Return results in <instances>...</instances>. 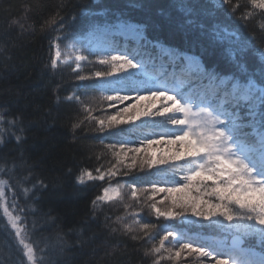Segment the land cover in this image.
<instances>
[{
    "label": "snow or ice",
    "instance_id": "snow-or-ice-1",
    "mask_svg": "<svg viewBox=\"0 0 264 264\" xmlns=\"http://www.w3.org/2000/svg\"><path fill=\"white\" fill-rule=\"evenodd\" d=\"M213 7L234 18L238 26L245 30L253 19L264 22V0H243V3L239 0H215ZM77 9L84 10L86 6L70 5L61 0L45 21L50 30L60 36L56 43L49 41L50 51L54 48L55 52L54 56L49 57L46 67H50L54 73L65 55L61 46L76 35L80 19ZM195 10L193 4L187 8V14L191 15ZM200 12L211 23H197L194 19H188L186 23L195 25L209 46L223 45L225 35L236 37L227 42L229 46L225 49V55L242 72L247 70L245 55L252 48L258 50L259 59L264 62V23L259 26V43L252 33H249L247 42L241 43L235 32H228L220 22L212 19V11L201 6ZM11 24L18 25L21 30L26 26L24 21L17 20H12ZM110 27L105 25L103 31L108 32ZM114 27L116 31L112 35H118L125 29L141 34L143 31V26L128 25L126 22ZM155 46L162 47L159 42ZM72 48L73 51L65 58L72 59L74 65L71 79L75 81V91L65 99L74 105L71 117L75 121L71 124L73 141L88 133L98 134L95 139L103 145L102 154L112 158L107 166L98 162L94 169L79 173L80 184L84 183L86 176L89 181H103L107 185L103 187V195H97L91 202V220L99 219L97 212L103 211L99 208L101 202L123 204L131 223L121 216H117L113 222L108 215L104 216L102 223L109 234L117 235L122 231L126 239L134 242L132 247L140 253V264H191L194 259L198 264H204L205 258L209 257L208 264H229L228 259L222 258L219 253L206 250L205 244H194L187 233H174L168 228L161 231L159 221L180 220L192 224L194 221L191 218H194L213 225L223 221L243 237L252 238L264 246V133L257 138L254 126L264 122V112H258L259 108L264 107V86L258 87L252 79L241 83L232 76L222 77L214 71L209 72L195 55H173L172 51H166L165 55L169 56L172 65L171 75L176 77L180 89L186 88L192 92L207 88L213 99H219V111L201 107L194 112L191 102L182 103L176 95H168L166 88L145 89L148 94H143L133 79L135 73L130 72L136 70L138 64L133 63L128 55H105L98 61L101 68L84 74L86 65L82 62L94 63L90 53L87 47L77 49L75 43ZM133 91L136 92L135 96ZM59 99L58 96V102ZM129 100L134 102L127 104ZM143 101L149 103L143 104ZM142 117L155 118L153 123L170 124L175 130L167 139L148 136L140 138L138 146H129L133 142L123 136L124 126H134ZM18 122L16 117L12 120L0 118L3 125L0 131L20 143L23 138L17 132ZM20 132H23L22 124ZM105 134L113 138L108 140ZM249 137L256 138L259 143L260 155L256 158H252L250 149L242 139ZM5 142L0 138V145ZM157 146H162V154L154 150ZM186 165L190 166L187 172L184 171ZM153 168L173 169L172 175L179 179L164 184L149 181V186L137 182L140 179L136 175L137 170L143 172ZM71 172L69 168L68 173ZM122 178L128 179L121 183ZM113 182L115 187H112ZM6 183L9 181L0 180V200L5 197L3 186ZM47 187L43 180L32 184L34 199L39 200L40 193ZM12 191V203L5 205V213L8 214L11 207L26 212L27 207L22 208L16 203L15 185H12ZM145 208L150 216H154V220L143 215ZM49 216L55 223L50 212ZM17 220L19 216H14L11 223L16 229L15 234L27 264H56L45 249H37L30 239L25 238L16 226ZM58 243L61 254L65 247L80 246L79 242L69 244L64 236L59 238ZM37 251L43 257L40 260L35 257ZM233 264L237 262L233 261ZM259 264H264V258Z\"/></svg>",
    "mask_w": 264,
    "mask_h": 264
},
{
    "label": "trees",
    "instance_id": "trees-1",
    "mask_svg": "<svg viewBox=\"0 0 264 264\" xmlns=\"http://www.w3.org/2000/svg\"><path fill=\"white\" fill-rule=\"evenodd\" d=\"M63 2L86 6L84 10L77 9L80 12V19L73 40L84 39L90 33L100 32L105 25L115 29L114 26L120 22L143 26L139 45L118 35L106 39L93 38L88 52L94 63L82 62L86 65L84 74L101 68L98 61L105 55L126 54L133 63L138 64V68L130 72L135 73L133 79L137 81L141 92L147 95L145 89L152 88L153 82L141 76L140 72L147 69V72L157 74L151 67H166L165 74L169 73L172 68L171 62L168 56L161 55V50L165 49L172 51L173 55L177 53L195 55L199 57L207 71H214L222 77L232 76L241 83L252 79L258 87L264 86V62L259 59L257 49L252 48L246 53L247 70L242 72L239 66L225 55V49L229 46L227 42L236 37L225 35L223 45L209 46L200 36L197 27L186 23L188 19H194L197 23H211V20L200 12L203 6L214 13L212 19L220 22L223 28L228 32H235L241 43L248 41L249 33H252L259 43V26L264 22L253 19L248 29H242L234 18L227 17L213 7L215 0H198V2L197 0H63ZM239 2L243 3V0ZM60 3L61 0H0V118L12 120L16 117L20 121L16 125L17 132L23 138L22 142L17 143L14 137H9L0 131V138L6 141L0 145V180L9 181L5 184L4 198L8 196L7 204L12 203V185H15L16 203L22 208L27 207L28 210L20 212L15 207L9 209H13L21 219V231L25 238L30 239L37 249H45L56 264H140V253L134 251L132 247L134 242L126 239V234L122 231L117 235L109 234L108 228L102 223L105 215L111 216L113 222L116 221L117 216H121L131 223V218L125 213L123 204L101 202L99 208L103 211L97 212L99 219L91 220V202L97 195H101L103 187L107 185L103 181L80 184L78 180L79 173L94 169L98 162H103L107 166L112 158L110 155L102 154L103 145L95 139L98 134L88 133L73 141L71 124L75 121L71 117L74 105L65 99L75 91L73 88L75 81L71 79L74 75L71 70L74 66L73 62L64 61L55 73L50 67H46L49 57L53 56L49 41L55 43L60 36L53 33L45 21ZM193 4L196 10L188 15L187 8ZM12 20L24 21L25 29L21 30L18 25H12ZM95 42L106 50L103 52L94 49ZM157 42L162 47H156ZM86 44L87 42H84L83 46ZM64 46L65 44L61 47ZM145 57L147 64L139 65ZM166 83L170 85V82L166 81ZM197 90L200 93L209 91L207 88ZM187 91L185 89L183 93ZM132 94L135 96L136 92L133 91ZM167 94L174 95L170 91H167ZM133 102L129 100L126 103ZM209 102L218 104L219 99L215 98ZM213 107L217 108V106ZM258 112H264V107L259 108ZM154 119L142 117L134 126H124L123 136L133 142L129 146H138L139 139L143 137L169 138L175 130L174 126L153 123ZM257 119H260L259 115ZM21 124L23 132H20ZM254 126L257 131L264 132V122L256 123ZM2 128L3 125L0 124V129ZM247 131L252 130L247 129ZM105 137L108 140L113 138L109 134H105ZM242 139L251 145L254 143L252 137ZM157 147H160V150L162 148V146ZM189 167L186 165L184 171L187 172ZM69 168L72 169L71 174L68 173ZM173 171L164 168L146 169L143 172L137 170L136 175L140 177L137 182L149 186V181H159L164 184L179 179L178 176L172 175ZM126 179L128 178H122L121 183ZM38 180H43L48 187L40 193V199L35 200L32 184ZM3 202L4 199L0 200V264H27V258L23 255L19 238L15 234L16 229H13L7 220ZM49 212L51 217L55 218V223L50 218ZM143 215L155 219L148 214L147 208L144 209ZM157 223L161 231L168 225L167 221ZM223 224L225 225L223 221L213 225L203 221L188 224L176 220L171 221L168 226L174 233H187L194 244L195 240H199L200 244L206 245V250L219 253L223 258L231 256V259L239 260L238 258L241 257L236 255V250L219 251L216 246L205 243L202 237H214L218 241H224L228 246L229 240L239 235L244 241L245 249L256 250L264 255V246L252 238L243 237L231 227H225L226 231H223L221 228ZM192 235L196 237H191ZM61 236H64L69 244L79 242L80 246L65 247L63 253H59L58 242ZM35 257L37 260L43 258L40 251L35 253ZM206 259L204 264L208 262ZM191 264H198V261L194 259Z\"/></svg>",
    "mask_w": 264,
    "mask_h": 264
},
{
    "label": "rangeland",
    "instance_id": "rangeland-1",
    "mask_svg": "<svg viewBox=\"0 0 264 264\" xmlns=\"http://www.w3.org/2000/svg\"><path fill=\"white\" fill-rule=\"evenodd\" d=\"M114 31H116V29H110L108 32H105L102 29L100 32L90 33L84 39H80L79 38V39H75V40H73L71 42L70 41H66L64 48L61 47V51L65 55L61 57L60 64L63 63L64 61H71L72 62V59H66L65 57L68 55V53H70V52L73 51L72 45L74 43H75V47L77 49H82L84 47H87V49H88V48H90L92 46V42L91 41H92L93 38H100V37H102V38L106 39L109 36H112V32H114ZM118 36H122L126 40H132V41H134L137 44L141 43V34L139 32H134V31H132L130 29L121 30L120 31V34H118ZM84 42H87V44L83 46V43ZM93 48L96 49V50L97 49H100L103 52L106 50L102 45H100V44H98L96 42L94 43V47ZM54 52H55V49L53 48V56H54ZM165 52H166L165 49L161 50V55H165ZM114 55H117V54L114 53ZM166 56H168V55H166ZM168 58H169V56H168ZM143 59H145V60L143 62L141 61V63H139V65L140 64H147V61H146L147 60V57H145ZM147 71H148L147 69H143V71L141 70L140 75L143 76V77H145L148 81H152L153 82L152 88H157V87H159V88H166L167 91L172 92L183 103H185V102H191V104L193 106V111L194 112L199 111V109L201 107H205L204 105L199 106V105L196 104V103L199 102V99L201 98V96L194 95V98L193 99H191V97H189V95L192 92H194V91L187 92L186 95H184L183 94V91H184L185 88L180 89L178 83L174 84V87H172V89H170L171 88V85H168L166 83V81L164 80L165 77L163 78L162 75H156L155 73H150V72H147ZM137 74H138V72H137ZM177 90H179V94H178V91ZM207 97H208V99L213 100V98H212L211 95L210 96H207ZM216 99H218V98H216ZM211 110H213V111H219V109H213V108ZM249 132H251V131H249ZM261 133H264V132H260V131H257L256 130V137L258 138V136ZM253 139H254V143L252 145L250 143L245 142L246 140H244V143H245V146L250 149L252 158H256V157H258L260 155V147H259V143H258L257 139L256 138H253ZM154 150L157 151V154H162V152L160 150V147H156ZM88 182H94V181H89L87 179V177L85 176L84 177V183L83 184L88 183ZM3 187H4L5 193H6V187H5V185ZM112 187H115V184H112ZM101 195H103V191H102ZM7 199H8V196H7V198H4L3 205H7V203H9V200H7ZM157 199H159V197ZM14 216H17L16 215V212L13 209H9L8 210V214H6V217H7L8 222L10 223V225H12L11 218L14 217ZM191 219H193L194 222L196 221V220H194V218H191ZM20 220L21 219L19 218V220L16 221V226L21 231ZM167 222H168V225H170V222L171 221H167ZM168 225H166L165 228L170 229V226H168ZM225 227H230V226L227 225V223L225 222V225L223 224V226H221V228L223 229V231H226V228ZM231 229H233V228H231ZM21 233H22V231H21ZM213 242L215 243V245L217 246V248H219V251H221V252H225L226 249H231V247H227V245L224 243V241H216V240L212 241V240H210V243H213ZM238 250H241V249H238ZM230 251L232 252L233 249H231ZM256 257H259V253L255 254V257H253V259H255ZM210 259L211 258L209 257L206 260L209 261ZM224 259H228L229 264H231V260H232L231 259V256L226 257ZM247 259L250 260L251 258H247ZM207 264H208V262H207Z\"/></svg>",
    "mask_w": 264,
    "mask_h": 264
},
{
    "label": "bare ground",
    "instance_id": "bare-ground-1",
    "mask_svg": "<svg viewBox=\"0 0 264 264\" xmlns=\"http://www.w3.org/2000/svg\"><path fill=\"white\" fill-rule=\"evenodd\" d=\"M236 236V235H235ZM239 236V235H238ZM191 237H196V235H192ZM234 237V236H233ZM208 240V241H207ZM210 240H212V241H214V240H216V241H218L217 239H215L214 237H206L205 238V243H210ZM201 242L199 241V240H195V244H200ZM210 244H212V245H214V246H216L215 245V243H210ZM217 247V246H216ZM207 248V247H206ZM217 249H219V248H217ZM236 255H238V257H241L240 258V260H241V262H243V264H246V251L242 248L240 251H236Z\"/></svg>",
    "mask_w": 264,
    "mask_h": 264
},
{
    "label": "water",
    "instance_id": "water-1",
    "mask_svg": "<svg viewBox=\"0 0 264 264\" xmlns=\"http://www.w3.org/2000/svg\"><path fill=\"white\" fill-rule=\"evenodd\" d=\"M229 244L232 248L238 249L244 246V241L240 238V236L236 235L230 239Z\"/></svg>",
    "mask_w": 264,
    "mask_h": 264
}]
</instances>
